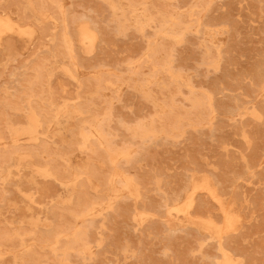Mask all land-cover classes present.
<instances>
[{"label":"rangeland","instance_id":"rangeland-1","mask_svg":"<svg viewBox=\"0 0 264 264\" xmlns=\"http://www.w3.org/2000/svg\"><path fill=\"white\" fill-rule=\"evenodd\" d=\"M139 1L0 0V116L3 118L0 120V130L3 132L0 131V239L4 237L0 240V244H3L0 245V264H264V0H179V6L173 4L178 0H171V5L170 0ZM134 2H138L137 5ZM204 4L205 9L201 7ZM150 19L154 23L151 24ZM158 19L164 20L162 25ZM166 20L169 23L166 24ZM125 23L140 29L124 27ZM171 27L176 29L172 30ZM124 31H127L125 36ZM179 31L182 34L180 37ZM152 34H155L153 39ZM165 38L170 43H165ZM173 39H177L178 45ZM161 45L165 49L157 48ZM60 46L64 50H60ZM152 59H155L154 63ZM202 61H205L204 64ZM158 68H161L160 72ZM167 68L170 70L167 71ZM32 73L35 77H32ZM30 77L34 79L31 81ZM189 93H192L191 96ZM84 102L88 103V108ZM97 104L100 108H97ZM5 105H8L7 108ZM11 105L16 109L12 110ZM42 122L47 125L45 128ZM102 122L103 125L108 122L106 127L101 126ZM149 126L152 132L146 129ZM86 127L89 131H86ZM145 129L151 133L147 134ZM71 133L75 134L72 136ZM150 137L155 138L151 140ZM93 140L92 145L90 141ZM45 144L49 148L45 149ZM26 145L30 146L29 150H26ZM40 146L47 151L38 149ZM3 154L7 158L2 157ZM101 155L107 156L109 161ZM56 163L59 164L58 169H55ZM120 164L127 169L122 171ZM93 169L103 175L95 173ZM8 184L12 189L6 187ZM24 184H28V187H24ZM31 189L35 191H29ZM7 195L11 202L7 200ZM60 207L62 209H58ZM67 208L70 210L67 211ZM24 211L27 216H22ZM82 239L87 240L83 242ZM44 241L45 244L42 243ZM53 255L55 258L52 260Z\"/></svg>","mask_w":264,"mask_h":264},{"label":"bare ground","instance_id":"bare-ground-1","mask_svg":"<svg viewBox=\"0 0 264 264\" xmlns=\"http://www.w3.org/2000/svg\"><path fill=\"white\" fill-rule=\"evenodd\" d=\"M91 1H92V0H91ZM97 1H98V0H96V2H97ZM106 1H107V0H106ZM113 1H114V0H113ZM137 1H139V0H137ZM155 1H157V0H155ZM158 1H159V0H158ZM165 1H166V0H165ZM168 1H169V0H168ZM168 1H167V2H168ZM173 1H174V0H173ZM173 1H172V2H173ZM101 2H102V1H101ZM116 2H117V0H116ZM116 2H114V4H117ZM139 2H141V0H140ZM160 2H161V1H160ZM169 2H170V5H171V0H170ZM169 2H168V5H169ZM178 2H179V0H178L177 2H174L173 4H175V3L178 4ZM202 2H204V1L202 0ZM205 2H206V1H205ZM134 3H136V2H134ZM137 3H138V2H137ZM137 3H136V5H137ZM142 3H143V2H142ZM144 3H145V2H144ZM165 3H166V2H165ZM101 4H104V3H101ZM129 4H130V3H129ZM132 4H133V3H132ZM152 4H153V3H152ZM157 4H158V3H157ZM157 4H156V6H157ZM173 4H172V5H173ZM197 4H198V3H197ZM104 5H105V4H104ZM104 5L102 6L103 8L105 7ZM136 5H135V6H136ZM139 5H140V4H139ZM168 5H167V6H168ZM170 5H169V6H170ZM99 6H100V5H99ZM116 6H117V5H116ZM141 6H142V5H141ZM143 6H144V4H143ZM154 6H155V4H154ZM169 6H168V8H169ZM177 6H179V4H178ZM195 6L197 7L196 4H195ZM200 6H201V5H200ZM107 7H108V9L110 8L109 5H108ZM107 7H106V9H107ZM138 7H139V6H138ZM147 7H148V6H147ZM158 7H160V4L158 5ZM158 7H157V8H158ZM165 7H166V6H165ZM175 7H176V6H175ZM180 7H181V6H180ZM201 7L204 8V7H205V4H204V6H201ZM100 8H101V6H100ZM131 8H132V6H131ZM134 8H135V7H134ZM162 8H163V7L161 6V9H162ZM171 8H172V7H171ZM177 8H178V7H177ZM192 8H193V6H192ZM106 9H105V10H106ZM118 9H119V6H118ZM152 9H153V8H152ZM158 9H159V8H158ZM169 9H170V8H169ZM172 9H173V8H172ZM174 9H175V8H174ZM180 9H181V8H180ZM204 9H205V8H204ZM56 10H57V9H56ZM101 10H102V9H101ZM103 10H104V9H103ZM105 10H104V11H105ZM129 10H130V9H129ZM150 10H151V9H150ZM170 10H171V9H170ZM176 10H177V9H176ZM200 10H201V9H200ZM207 10H208V9H207ZM42 11H44V10H42ZM57 11H58V10H57ZM57 11L53 13L54 16H56L55 13H57ZM119 11H120V9H119ZM155 11H156V10H155ZM158 11H159V10H158ZM160 11H161V10H160ZM162 11H163V10H162ZM178 11H179V10H178ZM202 11H203V10H202ZM105 12H106V11H105ZM117 12H118V11H117ZM124 12H125V11H124ZM148 12H150V11H148ZM188 12H189V11H188ZM194 12H195V11H194ZM196 12H197V11H196ZM126 13H127V12H126ZM130 13H132V12H130ZM152 13H154V12H152ZM155 13H156V12H155ZM155 13H154V14H155ZM176 13H177V11H176ZM154 14H153V15H154ZM166 14H167V13H166ZM169 14H170V13H169ZM191 14H192V13H191ZM43 15H44V14H43ZM57 15H58V14H57ZM60 15H61V14H60ZM60 15H59V16H60ZM109 15H111V14H109ZM122 15H123V14H122ZM126 15H127V14H126ZM126 15H125V16H126ZM160 15H161V14H160ZM160 15H159V16H160ZM167 15H168V14H167ZM176 15H177V14H176ZM180 15L182 16V14H180ZM196 15H197V14H196ZM111 16H112V15H111ZM111 16H110V18H112ZM154 16H155V15H154ZM159 16H158V17H159ZM165 16H166V15H165ZM169 16H170V15H169ZM172 16H173V13H172ZM192 16H193V15H192ZM45 17H47V16H45ZM126 17H130V16H126ZM151 17H152V16H151ZM167 17H168V16H167ZM167 17H166V18H167ZM187 17H188V15H187ZM193 17H194V16H193ZM55 18H56V17H55ZM58 18H59V17H58ZM60 18H61V17H60ZM60 18H59V19H60ZM67 18H68V17H67ZM108 18H109V17H108ZM152 18H153V17H152ZM173 18H174V17H173ZM182 18H183V17H182ZM182 18H181V19H182ZM62 19H63V18H62ZM68 19H69V18H68ZM115 19H116V18H115ZM115 19H114V20H115ZM121 19H122V18H121ZM146 19H147V18H146ZM146 19H145V20H146ZM156 19H157V17H156ZM164 19H165V17H164ZM196 19H197V18H196ZM196 19H195V20H196ZM50 20H51V19H50ZM52 20H53V19H52ZM56 20H57V19H56ZM119 20H120V18H119ZM122 20L124 21V19H122ZM127 20H128V19H127ZM127 20H126V21H127ZM130 20H131V18H130ZM135 20H136V19H135ZM148 20H149V19H148ZM153 20H154V18H153ZM153 20L150 19L151 24L154 23V22H152ZM186 20H187V18H186ZM25 21H26V20H25ZM45 21H46V20H45ZM53 21H54V20H53ZM61 21H63V20H61ZM67 21H68V20H67ZM110 21H111V20H110ZM110 21H109L108 23H111ZM112 21H113V20H112ZM126 21H125V22H126ZM146 21H147V20H146ZM158 21H159V19H158ZM160 21H161V20H160ZM160 21H159V22H160ZM163 21H164V20H162L159 24H161ZM178 21H179V20H178ZM23 22H24V21H23ZM54 22H55V21H54ZM58 22L60 23V21H58ZM68 22H70V20H69ZM71 22H73V21H71ZM74 22H75V21H74ZM136 22H137V21H135V23H136ZM142 22H145V21H142ZM166 22H167V20L165 21V23H166ZM179 22H180V21H179ZM196 22H197V21H196ZM25 23H26V22H25ZM28 23H29V22H28ZM30 23H31V22H30ZM30 23H29V24H30ZM119 23L121 24V22H119ZM119 23H118V25H119ZM128 23H129V20H128ZM130 23H131V22H130ZM146 23H148V22H146ZM155 23H157V22H155ZM165 23H164V24H165ZM167 23H169V20H168ZM167 23H166V24H167ZM181 23L183 24V22H181ZM32 24H33V22H32ZM61 24H62V23H61ZM61 24H60V25H61ZM72 24H73V23H72ZM83 24H84V23H83ZM85 24H86V23H85ZM85 24H84V25H85ZM113 24H114L115 27H116L115 22H114ZM113 24H112V25H113ZM140 24H141V22H140ZM159 24H158V26L160 27L162 24H161V25H159ZM164 24H163V25H164ZM166 24H165V25H166ZM184 24H186V23H184ZM196 24H197V23H196ZM201 24H202V23H201ZM33 25H36V24H33ZM50 25H51V24H50ZM81 25H82V24H81ZM88 25H89V24H88ZM125 25H126V23H125ZM138 25H139V24H138ZM146 25H147V24H146ZM148 25H149V23H148ZM168 25H169V24H168ZM168 25H167V26H168ZM173 25H174V24H173ZM173 25H172V26H173ZM176 25H179V24L176 23ZM176 25H175V27H176ZM180 25H181V24H180ZM47 26H48V24H47ZM47 26H44V27H47ZM62 26H63V25H62ZM70 26H71V25H70ZM91 26H92V25H91ZM127 26L130 27V25H126V26H124V27H127ZM132 26H133V25H132ZM132 26H131V27H132ZM141 26H142V25H141ZM155 26H156V25H155ZM167 26H165V29H167V28H166ZM36 27H37V25H36ZM42 27H43V26H42ZM42 27H41V28H42ZM48 27H49V26H48ZM119 27H120V28H118V27H117V28H118L119 30H121V25H119ZM129 27H128V28H129ZM131 27H130V28H131ZM136 27H137V26H135V27L133 26L132 28H136ZM146 27H147V26H146ZM149 27H151V25H150ZM156 27H157V26H156ZM156 27H155V28H156ZM159 27H158V28H159ZM163 27H164V26H163ZM180 27H181V26H180ZM201 27H202V25H201ZM41 28H40V29H41ZM60 28H61V27H60ZM88 28H89V27H88ZM90 28H91V27H90ZM122 28H123V26H122ZM130 28H129V29H130ZM137 28H138V27H137ZM144 28H145V26H144ZM161 28H162V27H161ZM161 28H159V29H161ZM187 28H188V26H187ZM42 29H43V28H42ZM46 29H50V28H46ZM46 29H45V30H46ZM92 29H93V28H92ZM112 29H116V28L113 27ZM112 29H110V30L112 31ZM123 29H124V28H123ZM126 29H127V28H126ZM126 29H125V30H126ZM138 29H140V28H138ZM145 29H146V28H145ZM145 29H144V32H145ZM153 29H154V28H153ZM162 29H164V28H162ZM170 29H172V27H171ZM173 29H174V28H173ZM173 29H172V30H173ZM175 29H176V28H175ZM175 29H174V30H175ZM184 29H186V28L184 27ZM16 30H17V28H16ZM63 30H64V29H63ZM69 30H70V29H69ZM74 30H75V29H74ZM89 30H90V29H89ZM95 30H96V29H95ZM108 30H109V28H108ZM119 30H118V31H119ZM154 30L156 31V29H154ZM157 30H158V29H157ZM181 30H183V29L181 28ZM41 31H43V30H41ZM46 31H47V30H46ZM78 31H79V30H78ZM91 31H92V30H91ZM136 31H137V29H136ZM155 31H152V32H155ZM162 31H163V30H162ZM169 31H171V30H169ZM169 31H168V32H169ZM184 31H185V30H184ZM43 32H44V31H43ZM69 32H70V31H69ZM74 32H75V31H74ZM104 32H105V31H104ZM113 32H114V31H113ZM138 32H139V30H138ZM158 32H159V31H158ZM179 32H180V31H179ZM182 32H183V31H182ZM40 33H41V32H40ZM48 33H49V31H48ZM107 33H108V32H107ZM114 33H117V32H114ZM119 33H121V32H119ZM122 33H123V32H122ZM172 33H173V31H172ZM57 34H58V33H57ZM61 34H62V33H61ZM75 34H76V32H75ZM104 34L107 35L106 33H104ZM109 34H110V32H109ZM109 34H108L107 36H109ZM124 34H127V31H126V33H125V31H124L123 35H124ZM167 34H168V33H167ZM169 34H170V32H169ZM169 34H168V35H169ZM175 34H178V32L175 33ZM11 35H12V34H11ZM59 35H60V34H59ZM72 35H73V34H72ZM121 35H122V34H121ZM143 35H144V34H143ZM154 35H155V34H152V35H151L152 38H151V37H150V38L153 39V36H154ZM170 35H171V34H170ZM179 35H182L181 32H180V34H178V37H180ZM45 36H46V34H45ZM64 36L66 37L65 34H64ZM75 36H76V35H75ZM110 36H111V35H110ZM110 36H109V37H110ZM113 36H115V34H114ZM124 36H125V35H124ZM144 36H145V35H144ZM171 36H172V35H171ZM173 36H174V35H173ZM175 36H176V35H175ZM47 37H48V36H47ZM71 37H72V36H71ZM111 37H112V36H111ZM117 37H118V36H117ZM183 37H184V36H183ZM44 38H45V37H44ZM57 38H58V37H56V39H57ZM61 38H62V37H61ZM61 38H60V40H61ZM73 38H74V37H73ZM112 38H115V37H112ZM150 38L148 37V39H150ZM167 38H168V37H167ZM167 38H165V40H166ZM184 38H185V37H184ZM95 39H96V38H95ZM168 40H170V38H169ZM173 40H174V39H173ZM176 40H177V39H175L174 42H175ZM181 40H183V38H182ZM58 41H59V40H58ZM61 41H62V40H61ZM147 41H148V40H147ZM162 41H163V39H162ZM162 41H161V43H162ZM80 42H81V41H80ZM148 42H149V41H148ZM154 42H155V41H154ZM154 42H153V43H154ZM159 42H160V41H159ZM166 42H169V41L166 40L165 43H166ZM171 42H172V39H171ZM205 42H206V41H205ZM57 43H58V42H57ZM94 43H95V42H94ZM108 43H109V41H108ZM169 43H170V42H169ZM172 43H173V42H172ZM175 43L178 45L177 41H176ZM175 43H174V44H175ZM8 44H9V43H7L6 45H8ZM61 44H62V43H61ZM111 44H112V43H111ZM162 44H163V43H162ZM167 44H168V43H167ZM204 44H205V43H204ZM58 45H59V44H57V46H58ZM85 45H86V44H85ZM153 45H154V44H153ZM159 45H160V44H159ZM159 45H157V46H159ZM168 45H169V44H168ZM8 46H9V45H8ZM54 46H55V48H57V49H58V47H59V46L56 47V45H54ZM63 46H67V45L63 44ZM76 46H77V45H75V47H76ZM94 46H95V44H94ZM161 46H162V45H161ZM170 46H171V45H170ZM170 46H168V47H170ZM172 46H175V45H172ZM209 46H210V45H209ZM209 46H208V47H209ZM1 47H2V46H1ZM1 47H0V48H1ZM10 47H11V46H10ZM10 47H9V48H10ZM51 47H52V46H51ZM60 47L62 48V46H60ZM147 47H148V46H147ZM151 47H152V46H151ZM211 47H213V46H211ZM12 48H13V46L11 47V49H12ZM85 48H86V47H85ZM157 48H158V49L161 48L160 50L165 49V48H163V46H162V47H157ZM6 49H7V48H6ZM52 49H53V48H52ZM57 49H56V50H57ZM106 49H107V48H106ZM205 49H208V48H205ZM56 50H55V51H56ZM60 50H64V48H62V49H60ZM65 50H66V49H65ZM85 50H86V49H85ZM170 50H171V48H170ZM2 51H3V49H2ZM69 51H70V49H69ZM75 51H76V50H75ZM78 51H79V50H78ZM80 51H81V49H80ZM158 51H159V50H158ZM163 51H165V50H163ZM209 51H210V50H209ZM209 51H208V52H209ZM53 52H54V50H53ZM58 52H60V51H58ZM64 52H65V51H64ZM159 52H160V51H159ZM161 52H162V51H161ZM210 52H211V51H210ZM56 53H57V52H56ZM61 53H62V52H61ZM66 53H67V52H66ZM156 53H157V52H156ZM163 53H164V52H163ZM45 54H48V53H45ZM76 54H77V52H76ZM86 54H87V53H86ZM171 54H172V53H171ZM209 54H211V53H209ZM49 55H50V54H49ZM58 55H60V54H58ZM67 55H68V54H67ZM105 55H106V54H105ZM150 55H151V54H150ZM150 55H149V56H150ZM168 55H169V54H168ZM205 55H206V57H207L208 54L205 53ZM61 56H62V55H61ZM77 56H78V55H77ZM80 56H81V54L79 55V57H80ZM154 56L156 57V54H154ZM220 56H221V55H220ZM58 57H59V56H58ZM63 57H64V56H63ZM150 57H152V56H150ZM168 57H169V56H168ZM206 57H205V58H206ZM221 57H222V56H221ZM44 58H45V57H44ZM46 58H48V57H46ZM56 58H57V57H56ZM172 58H173V57H172ZM172 58H171V59H172ZM42 59H43V58H42ZM50 59H51V57H50ZM57 59H58V58H57ZM66 59H67V58H66ZM66 59H64V60H66ZM82 59H83V57H82ZM206 59L208 60L209 58H206ZM206 59H205V60H206ZM67 60H68V59H67ZM72 60H73V59H72ZM77 60H78V59H77ZM79 60H80V59H79ZM86 60H87V59H86ZM86 60H85V61H86ZM98 60H99V59H98ZM152 60H153V59H152ZM154 60H155V59H154ZM154 60H153V63H154ZM160 60H161V59H160ZM168 60H169V59H168ZM172 60H173V59H172ZM43 61H44V60H43ZM58 61H59V60H58ZM88 61H89V60H88ZM99 61H100V60H99ZM99 61H98V63H99ZM101 61H102V59H101ZM161 61H162V60H161ZM161 61H159V62L161 63ZM163 61H164V60H163ZM163 61H162V62H163ZM210 61H211V60H210ZM210 61H209V62H210ZM44 62H45V61H44ZM53 62H54V61H53ZM62 62H63V61H62ZM65 62H66V61H65ZM77 62H78V61H77ZM80 62L83 63V61H80ZM96 62H97V60H96ZM147 62H148V61H147ZM147 62H146V63H147ZM203 62H205V61H202V63H203ZM206 62H207V61H206ZM209 62H208V64H209ZM59 63H61V61H60ZM66 63H67V62H66ZM66 63H65V64H66ZM86 63H87V62H86ZM153 63H151V64H153ZM156 63H158V62H156ZM163 63H164V62H163ZM42 64H43V62H42ZM61 64H62V63H61ZM87 64H88V63H87ZM90 64H91V62H90ZM94 64H95V63H94ZM94 64H93V66H94ZM100 64H101V62H100ZM165 64H166V63H165ZM203 64H204V63H203ZM206 64H207V63H206ZM259 64H260V63H259ZM259 64H258V66H259ZM66 65L68 66V64H66ZM78 65H80V64H78ZM88 65H89V64H88ZM88 65H87V66H88ZM103 65H104V63H103ZM103 65H102V66H103ZM149 65H150V64H149ZM160 65H161V64H160ZM166 65H167V64H166ZM169 65H170V63H169ZM210 65H211V64H210ZM261 65H262V64H261ZM261 65H260V66H261ZM43 66H44V65H43ZM91 66H92V65H91ZM91 66H90V67H91ZM97 66H98V65H97ZM153 66H154V65H153ZM156 66H157V65H156ZM158 66H159V65H158ZM170 66L172 67V64H171ZM262 66H263V65H262ZM82 67H84V65H83ZM94 67H95V66H94ZM104 67H105V65H104ZM255 67H256V66H255ZM40 68H42V67H40ZM44 68H45V67H44ZM97 68H98V67H97ZM36 69H37L36 71L38 72V68H36ZM70 69H71V67H70ZM150 69H151V68H150ZM152 69H153V68H152ZM158 69H159V68H158ZM160 69H161V68H160ZM160 69H159V72L161 71ZM164 69H166V68L164 67ZM259 69H260V67H259ZM34 70H35V69H34ZM74 70H75V72H76V69H73V72H74ZM168 70H170V69L167 68V71H168ZM263 70H264V69H263ZM43 71H44V69H43ZM71 71H72V70H71ZM254 71H255V68H254ZM254 71H253V73H254ZM259 71H260V70H259ZM261 71H262V69H261ZM152 72H153V71H152ZM255 72H257V70H256ZM33 73H34V72H33ZM33 73H32V77H35V76L33 75ZM138 73H139V72H138ZM163 73H164V72H163ZM172 73H174V72H172ZM42 74H43V73H42ZM102 74L104 75V73H102ZM155 74H158V72L155 73ZM174 74H175V73H174ZM254 74H255V73H254ZM256 74H257V73H256ZM261 74H262V73H261ZM43 75H44V74H43ZM75 75H77V74H75ZM103 75L101 76V77H102V81H104V80H103V78H104ZM106 75H107V74H106ZM159 75H160V74H159ZM258 75H259V73H258ZM112 76H113V75H112ZM112 76H111V77H112ZM167 76H168V75H167ZM253 76H254V75H253ZM259 76H261V75H259ZM39 77H40V75H39ZM42 77H43V76H42ZM115 77H116V76H115ZM115 77H114V78H115ZM151 77H152V76H151ZM156 77H157V75H156ZM156 77H155V78H156ZM169 77H170V76H169ZM112 78H113V77H112ZM117 78H119V77H117ZM171 78H172V77H171ZM254 78H255V77H254ZM33 79H34V78H32V80H33ZM40 79H41V78H40ZM107 79H108V78H107ZM110 79H111V78H110ZM115 79H116V78H115ZM152 79H153V78H152ZM255 79H256V78H255ZM257 79L260 80L258 77H257ZM30 80H31V77H30ZM32 80H31V81H32ZM123 80H124V79H123ZM258 80H257V81H258ZM27 81H28V80H27ZM27 81H26V82H27ZM31 81H29V82H31ZM93 81H94V80H93ZM102 81H101V82H102ZM109 81H110V80H109ZM115 81H116V80H115ZM161 81H162V80H161ZM172 81H173V80H172ZM175 81H176V79H175ZM175 81L173 82V84L175 83ZM177 81H178V79H177ZM42 82H43V81H42ZM101 82H100V84H101ZM111 82H112V81H111ZM116 82H117V81H116ZM116 82H115V84H116ZM119 82H121V81H119ZM170 82H171V79H170ZM32 83H33V82H32ZM91 83H93V82H91ZM95 83H98V82H95ZM102 83H104V82H102ZM113 83H114V82H113ZM121 83H122V82H121ZM157 83H158V82H157ZM157 83H156V85H157ZM166 83H167V82H166ZM178 83H180V82H178ZM39 84H40V83H39ZM93 84H94V83H93ZM159 84H160V83H159ZM159 84H158V85H159ZM33 85H34V84H33ZM35 85H36V84H35ZM37 85H38V84H37ZM41 85H43V84H41ZM101 85H102V84H101ZM101 85H100V86H101ZM103 85H104V84H103ZM167 85H168V84H166V86H167ZM170 85H171V84H170ZM170 85H169V86H170ZM28 86H29V85H28ZM31 86H32V84H31ZM39 86H40V85H39ZM92 86L94 87L95 84L92 85ZM141 86H142V85H141ZM160 86H161V85H160ZM174 86H175V84H174ZM34 87H35V86H34ZM46 87H47V86H46ZM95 87H96V86H95ZM102 87H103V86H102ZM175 87H176V86H175ZM29 88H30V87H29ZM90 88H91V87H90ZM90 88H89V89H90ZM160 88H161V87H160ZM178 88H181V86L178 87ZM32 89H34V88H32ZM109 89H110V88H109ZM28 90H29V89H28ZM92 90H93V89H91V91H92ZM94 90H95V89H94ZM111 90H112V89H111ZM165 90H166V89H165ZM179 90H180V89H179ZM179 90H178V91H179ZM22 91H23V90H22ZM29 91H30V90H29ZM47 91H48V89H47ZM101 91H102V90H101ZM104 91H105V90H104ZM114 91H115V90H113L112 92H114ZM148 91H149V90H148ZM178 91H177V92H178ZM53 92H54V91H53ZM171 92H172V91H171ZM171 92H170V93H171ZM180 92H181V91H180ZM23 93H24V92H23ZM29 93H30V92H29ZM34 93H35V92H34ZM192 93H193V92H192ZM192 93H191V94H192ZM24 94H26V92H25ZM27 94H28V92H27ZM35 94H36V93H35ZM92 94H93V92H92ZM95 94H96V93H95ZM150 94H151V93H149V95H150ZM168 94H169V93H168ZM176 94H178V96H179V92L176 93ZM176 94H175V95H176ZM181 94H182V93H181ZM191 94L189 93L190 96H191ZM29 95H30V94H29ZM29 95H28V96H29ZM49 95H50V93H49ZM14 96H15V95H14ZM16 96H17V95H16ZM19 96H20V95H19ZM28 96H27V97H28ZM37 96H38V95H37ZM47 96H48V92H47ZM90 96H91V95H90ZM146 96H147V95H146ZM176 96H177V95H176ZM40 97H41V96H40ZM79 97H80V96H79ZM91 97H92V96H91ZM91 97H89V98H90L89 100H92ZM151 97H153V96H151ZM174 97H175V96H174ZM195 97H198V96H195ZM24 98H25V97H24ZM24 98H23V99H24ZM31 98H32V95H31ZM33 98H34V97H33ZM49 98H51V97H49ZM149 98H150V97H149ZM153 98H154V97H153ZM163 98H165V96H164ZM166 98H167V97H166ZM192 98H193V97H192ZM41 99H42V97H41ZM44 99H45V98H44ZM144 99H145V98H144ZM155 99H156V98H154V100H155ZM157 99H158V98H157ZM170 99H172V98H170ZM173 99H174V98H173ZM189 99L191 100V98H189ZM214 99H215V98H214ZM20 100H21V98H20ZM50 100H51V99H50ZM93 100H94V97H93ZM149 100H150V99H149ZM160 100H161V98H160ZM167 100H168V99H167ZM194 100H195V99H194ZM196 100H197V99H196ZM204 100H205V99H204ZM18 101H19V100H18ZM18 101H17V102H18ZM45 101H46V100H45ZM86 101H87V99H86ZM95 101H97V100H95ZM98 101H100V100L98 99ZM101 101H102V100H101ZM145 101H146V100H145ZM161 101H162V100H161ZM161 101H160V102H161ZM164 101L166 102L165 99H164ZM164 101H163V102H164ZM168 101H170V100H168ZM11 102H12V101H11ZM11 102H10V103H11ZM19 102H20V101H19ZM37 102H38V101H37ZM47 102H49V99H48ZM87 102H89V101H87ZM87 102H84V104H86ZM92 102H93V101H92ZM149 102H150V101H149ZM190 102H192V101H190ZM190 102H189V103H190ZM200 102H201V101H200ZM200 102H199V103H200ZM13 103H14V101H13ZM82 103H83V102H82ZM151 103H152V102H151ZM173 103H174V100H173ZM194 103H195V102H194ZM206 103H207V102H206ZM212 103H213V102H212ZM7 104H9V103H7ZM15 104H16V103H15ZM17 104H19V103H17ZM39 104H40V103H39ZM78 104H81V103L78 102ZM84 104H82V105H84ZM89 104L92 105V103H89ZM95 104H96V103H95ZM101 104H102V103H101ZM153 104H154V103H153ZM165 104H166V103H165ZM204 104H205V103H204ZM9 105H10V104H9ZM86 105H87V108H88V103H87ZM91 105H90V106H91ZM97 105H98V104H97ZM167 105H169V104L167 103ZM176 105H177V104H176ZM5 106H6V105H5ZM7 106H8V105H7ZM7 106H6V108H7ZM19 106H20V105H19ZM37 106H38V105H37ZM78 106H79V105H78ZM202 106H203V105H202ZM211 106H212V104H211ZM12 108H13V106L11 105V109H12ZM14 108H15V106H14ZM14 108H13V109H14ZM32 108H34V106H32ZM41 108H43L42 105H41ZM41 108H40V109H41ZM80 108H82V106H80ZM84 108H86V106H84ZM95 108H96V105H95ZM97 108H100V105H98ZM107 108H108V107H107ZM156 108H157V106H156ZM170 108H171V106H170ZM182 108H183V107H182ZM191 108H192V106H191ZM213 108H214V106H213ZM213 108H212V109H213ZM13 109H12V110H13ZM15 109H16V108H15ZM17 109H18V106H17ZM36 109H37V108H36ZM50 109H51V108H50ZM78 109H79V108H78ZM90 109H91V108H90ZM157 109H160V108H157ZM178 109H180V106H179ZM178 109H177V110H178ZM199 109H200V106H199ZM33 110H34V109H33ZM42 110H43V109H42ZM45 110H47V109H45ZM72 110H74V109H72ZM84 110H85V109H84ZM88 110H89V109H88ZM94 110H95V109H94ZM193 110H195V108H194ZM214 110H215V109H214ZM15 111H16V110H15ZM15 111H14V112H15ZM18 111H19V110H17V112H18ZM28 111H29V110H28ZM35 111H37V110H35ZM38 111H39V110H38ZM43 111H44V110H43ZM85 111H86V110H85ZM89 111H90V110H89ZM89 111H87V112H89ZM156 111H157V110H156ZM173 111H175V110H173ZM181 111H182V110H181ZM181 111H180V112H181ZM196 111H198V110L196 109ZM196 111H195V113H196ZM205 111H206V110H205ZM92 112H94V111H92ZM97 112H98V111H97ZM176 112H177V111H176ZM176 112H175V114H177ZM178 112H179V111H178ZM37 113H38V112H37ZM41 113H42V111H41ZM41 113H40V114H41ZM45 113H46V112H45ZM50 113H51V112H50ZM85 113H86V112H85ZM90 113H91V112H90ZM98 113H99V112H98ZM168 113H169V112H168ZM170 113H171V111H170ZM181 113H183V112H181ZM200 113H201V112H200ZM207 113H208V112H207ZM40 114H39V117H41ZM47 114H48V111H47ZM156 114H157V113H156ZM175 114H171V115H175ZM191 114H193V113H191ZM96 115H97V114H96ZM100 115H101V114H100ZM100 115L98 114V116H100ZM167 115H169V114H167ZM167 115H166V116H167ZM181 115H182V114H181ZM186 115H187V114H186ZM205 115H206V114H205ZM81 116H82V115H81ZM91 116H92V115H91ZM91 116H90V117H91ZM164 116H165V115H164ZM195 116H196V115H195ZM0 117H1V116H0ZM37 117H38V116H37ZM42 117H43V114H42ZM50 117H51V116H50ZM90 117H89V118H90ZM92 117H93V116H92ZM94 117H96L95 114H94ZM157 117H158V116H157ZM174 117L176 118V116H174ZM180 117L183 118V116H180ZM206 117H207V115H206ZM45 118L47 119V117H45ZM45 118H44V119H45ZM51 118H52V117H51ZM53 118H54V116H53ZM177 118H178V116H177ZM184 118H185V117H184ZM1 119H3V118L1 117L0 120H1ZM31 119H32V118H31ZM41 119H42V118H41ZM87 119H88V117H87ZM93 119H94V118H93ZM98 119H99V118H98ZM159 119H161V117H160ZM167 119H169V118H167ZM185 119H187V118H185ZM188 119H190V118H188ZM188 119H187V120H188ZM196 119H197V118H196ZM29 120H30V119H29ZM49 120H50V118H49ZM51 120H52V119H51ZM82 120H83V119H82ZM82 120H81V121H82ZM151 120H152V119H151ZM163 120H164V117H163ZM171 120H172V119H171ZM191 120H192V119H191ZM42 121H43V120H42ZM46 121H47V120H46ZM88 121H89V120H88ZM92 121H93V120H92ZM101 121H102V120H101ZM155 121H156V120H155ZM173 121H174V120H173ZM185 121H186V120H185ZM193 121H195V120H193ZM193 121H191V122H193ZM200 121H201V120H200ZM202 121H203V118H202ZM0 122H1V121H0ZM30 122H31V121H30ZM40 122H41V121H40ZM44 122H45V121H44ZM77 122H78V124H82V122H81V123H80L79 121H77ZM85 122L88 123L87 121H85ZM93 122H94V121H93ZM148 122H149V121H148ZM161 122H162V121H161ZM176 122H177V120H176ZM203 122H204V121H203ZM5 123H6V122H5ZM105 123H106V122H105ZM105 123H104V124H105ZM107 123H108V122H107ZM107 123H106V124H107ZM153 123H154V126H155L154 119H153L152 124H153ZM157 123L159 124L160 121H158ZM163 123H164V122H163ZM166 123H167V122H166ZM166 123H165V124H166ZM171 123H172V122H171ZM196 123H197V122H196ZM199 123H200V122H199ZM17 124H19V123H17ZM42 124H43V122H42ZM49 124H50V123H48V125H49ZM106 124H105V125H106ZM147 124H148V123H147ZM167 124L169 125V123H167ZM174 124H175V121H174ZM176 124H177V123H176ZM176 124H175V125H176ZM200 124H201V123H200ZM208 124H209V123H208ZM5 125H6V124H5ZM15 125H16V124H15ZM21 125H22V124H21ZM44 125H45V124H43V127L45 128L47 125H45V126H44ZM76 125H77V124H76ZM99 125H100V124H99ZM102 125H103V122H102L101 126H102ZM105 125H103V126H105ZM143 125H144V124H143ZM143 125H141V126H143ZM145 125H146V124H145ZM148 125H149V124H148ZM172 125H173V123H172ZM195 125H196V124H195ZM198 125H199V124H198ZM8 126H9V125H8ZM16 126H17V125H16ZM16 126H15V127H16ZM25 126H26V125H25ZM77 126H79V125H77ZM96 126H97V125H96ZM103 126H102V127H103ZM141 126H140V129H141V130H144V129H143L144 126H143V128H141ZM154 126H153V127H154ZM158 126H159V128H161L160 125H158ZM162 126H164V125H162ZM173 126H174V125H173ZM173 126H172V127H173ZM181 126H182V125H181ZM193 126H194V125H193ZM6 127H7V126H6ZM90 127H91V126H90ZM105 127H106V126H105ZM107 127H108V126H107ZM145 127H146V126H145ZM156 127H157V126H156ZM156 127H155V128H156ZM86 128H87V127H86ZM97 128H98V127H97ZM108 128H109V127H108ZM157 128H158V127H157ZM159 128H158V129H159ZM163 128H166V127H163ZM163 128H162V129H163ZM175 128H176V127H175ZM180 128H181V127H179V129H180ZM182 128H183V127H182ZM0 129H1V128H0ZM4 129H5V128H4ZM4 129H3V130H4ZM98 129H99V128H98ZM100 129H101V127H100ZM146 129H149V130L151 131L150 126H149V128H146ZM146 129H145V130H146ZM166 129H168V126H167ZM170 129H171V126H170ZM173 129H174V128H173ZM176 129H177V128H176ZM1 130H2V129H1ZM1 130H0V131H1ZM42 130H43V129H42ZM44 130H45V129H44ZM77 130H79V129H77ZM84 130H85V128H84ZM91 130H92V129H91ZM101 130H102V129H101ZM104 130H106V129H104ZM108 130H109V129H108ZM136 130H137V131H140V132H143V131L139 130V128H136ZM171 130H172V129H171ZM183 130H184V129H183ZM86 131H89V129L87 128ZM106 131H107V130H106ZM146 131H147V130H146ZM165 131H166V130H165ZM180 131H182V129H181ZM6 132H7V131H6ZM78 132H79V131H78ZM84 132H85V131H84ZM151 132H152V131H151ZM151 132H149V133H151ZM153 132H154V130H153ZM156 132H157V131H156ZM162 132H163V130L161 131V133H162ZM172 132H173V131H172ZM172 132H171V133H172ZM175 132H176V131H175ZM1 133H3V132L1 131ZM44 133H46V131H45ZM75 133H77V131H76ZM75 133H74V134H75ZM88 133H90V132H88ZM149 133H148V131H147V134H149ZM158 133H159V131H158ZM164 133H165V132H164ZM164 133H163V134H164ZM166 133H169V131H167ZM171 133H170V134H171ZM5 134H6V133H5ZM5 134H4V135H5ZM7 134H8V133H7ZM39 134H40V132H39ZM71 134H72V133H71ZM74 134H72V136H73ZM78 134L80 135V132H79ZM85 134H87V133H85ZM170 134H169V135H170ZM1 135H2V134H1ZM79 135L77 136V134H76L75 136L79 137ZM160 135H161V134H159L158 136H160ZM171 135H172V134H171ZM180 135H181V134H180ZM107 136H108V134H107ZM142 136H143V135H142ZM1 137H4V136H1ZM8 137H9V136H8ZM8 137H7V138H8ZM77 137H76V138H77ZM109 137H110V136H109ZM7 138H6V140H7ZM133 138H134V137H133ZM135 138H136V137H135ZM150 138H151V137H150ZM150 138H149V139H150ZM153 138H155V137H153ZM153 138H151V140H152ZM30 139H32V138H30ZM147 139H148V138H147ZM165 139H168V137H166ZM6 140H5V141H6ZM39 140L42 141L41 138H40ZM74 140H75V138H74ZM78 140H80V139H77V141H78ZM151 140H149V141H151ZM33 141H35V139H34ZM43 141H44V140H43ZM80 141H81V140H80ZM149 141H148V142H149ZM155 141L158 143L157 139H156ZM44 142H45V141H44ZM73 142H74V141H73ZM78 142H79V141H78ZM78 142H77V143H78ZM81 142H83V141H81ZM81 142H80V144H81ZM84 142H85V141H84ZM92 142H94V140H93V141H90V143H92ZM110 142H111V141H110ZM141 142H143V141H141ZM47 143H48V142H47ZM47 143H46V144H47ZM75 143H76V142H75ZM112 143H113V141H112ZM114 143H115V142H114ZM114 143H113V144H114ZM151 143H152V142H151ZM151 143L149 142V144H151ZM46 144L44 145V146H45V147H44L45 149H46V148H49V147L46 146ZM70 144H71V143H70ZM73 144H74V143H73ZM80 144H79V145H80ZM86 144H87V143H86ZM94 144H95V143H94ZM144 144H146V143H144ZM144 144H143V145H144ZM152 144H154V142H153ZM49 145H50V144H49ZM57 145H58V144H57ZM92 145H93V143H92ZM107 145H108V144H107ZM26 146H27V145H26ZM28 146H29V145H28ZM28 146H27V149H26V150H29V149H28ZM31 146H32V145H31ZM72 146H73V145H72ZM72 146H71L70 148H72ZM74 146H76V145L74 144ZM97 146H98V144H97ZM110 146H111V145H110ZM113 146H114V145H113ZM23 147H25V146H23ZM29 147H30V146H29ZM36 147H38V146H36ZM51 147H52V146H51ZM68 147H69V146H68ZM86 147H87L88 149H90L88 146H86ZM114 147H115V146H114ZM114 147H112V148H114ZM14 148H18V147H14ZM32 148H33V146H32ZM42 148H43V147H42ZM52 148H53V147H52ZM52 148H51V149H52ZM102 148H103V147H102ZM106 148H108V147H106ZM129 148H130V147H129ZM11 149H13V148H11ZM23 149H24V148H23ZM38 149H41V146H40V148H38ZM51 149H50V150H51ZM63 149H64V148H63ZM0 150H1V149H0ZM2 150H4V149L2 148ZM14 150H15V149H14ZM18 150H19V149H18ZM20 150H21V149H20ZM20 150H19V151H20ZM35 150H36V149H35ZM41 150H42V149H41ZM50 150H49V151H50ZM55 150H56V149H55ZM61 150H62V149H61ZM66 150H67V149H66ZM75 150H76V149H75ZM78 150H79V149H78ZM97 150H98V149H97ZM109 150H110V149H109ZM112 150H113V149H112ZM115 150H116V149H115ZM130 150H131V149H130ZM12 151H13V150H11V152H12ZM37 151H38V150H37ZM42 151H45V152H46L47 150H42ZM49 151H48V152H49ZM52 151H53V150H52ZM52 151H51L50 153H53ZM5 152H6V151H5ZM7 152H8V151H7ZM7 152H6V153H7ZM25 152H26V151H25ZM35 152H36V151H35ZM58 152H59V150H58ZM63 152H64V151H63ZM66 152H67V151H65V153H66ZM70 152H71V151H70ZM97 152H100V151H97ZM101 152H104V151L101 150ZM0 153H1V152H0ZM9 153H10V151H9ZM17 153H18V151H17ZM19 153H21V152H19ZM33 153H34V152H33ZM33 153H32V154H33ZM37 153H38V152H37ZM37 153H36V154H37ZM39 153H40V152H39ZM67 153H68V152H67ZM67 153H66V154H67ZM88 153H89V152H88ZM28 154H30V153H28ZM34 154H35V153H34ZM41 154H42V153H41ZM44 154H45V153H44ZM46 154H47V153H46ZM54 154H55V153H54ZM54 154H53V155H54ZM58 154H59V153H58ZM83 154H84V153H83ZM103 154H104V153H103ZM3 155H4V154H3ZM3 155H2V157H5V155H4V156H3ZM7 155H8V154H7ZM39 155H40V154H39ZM48 155H49V154H48ZM50 155L52 156V154H50ZM61 155H62V154H61ZM63 155H64V154H63ZM98 155H99V153H98ZM14 156H15V155H14ZM67 156H68V154H67ZM70 156H71V155H70ZM86 156H87V155H86ZM96 156H97V155H96ZM101 156L105 157L104 155H101ZM101 156H99V157H101ZM0 157H1V156H0ZM40 157H41V156H40ZM63 157H64V156H63ZM92 157H94V156H92ZM106 157H107V156H106ZM106 157H105V160H107ZM133 157H134V156H133ZM5 158H7V156H6ZM5 158H3V159H5ZM32 158H33V157H32ZM36 158H37V157H36ZM41 158H42V157H41ZM47 158H49V157H47ZM57 158H58V157H57ZM86 158L88 159V157H86ZM94 158H95V157H94ZM134 158H135V157H134ZM134 158H132V159H134ZM3 159H2V160H3ZM8 159H9V158H8ZM13 159H14V158H13ZM33 159H34V158H33ZM49 159H50V158H49ZM90 159H91V158H90ZM90 159H89V160H90ZM98 159H99V158H98ZM102 159H104V158H102ZM96 160H97V159H96ZM100 160H101V159H100ZM100 160H99V161H100ZM135 160H136V158H135ZM135 160H133V161L135 162ZM4 161H5V160H4ZM7 161H8V160H7ZM12 161H13V160H12ZM12 161H11V159H10V163H12ZM39 161H41V160H39ZM39 161H38V162H39ZM90 161H91V160H90ZM107 161H109V160H107ZM41 162H42V161H41ZM58 162H60V161H58ZM97 162H98V161H97ZM100 162H101V161H100ZM123 162L125 163V161H123ZM130 162H131V160H130ZM134 162H133V163H134ZM43 163H44V162H43ZM47 163H50V162L47 161ZM61 163H63V162H61ZM67 163H68V162H67ZM106 163H107V162H106ZM27 164H28V163H27ZM27 164H26V165H27ZM56 164H57V163H56ZM63 164H64V163H63ZM103 164H104V162H103ZM121 164H122V163H121ZM121 164H120V165H121ZM127 164H128V163H127ZM127 164H126V165H127ZM5 165H6V164H5ZM10 165H11V164H10ZM40 165H41V163H40ZM45 165H46V163H45ZM49 165L51 166V164H49ZM52 165H54V164H52ZM58 165H59V164H57V168L55 167V169H58ZM90 165H92V164H90ZM104 165H105V164H104ZM130 165H131V164H130ZM34 166H35V165H34ZM41 166H42V165H41ZM54 166H56V165H54ZM54 166H53V167H54ZM64 166H65V165H64ZM105 166H106V165H105ZM121 166L123 167V168H122V171H123V169H127V168H125L124 165H121ZM3 167H4V166H3ZM51 167H52V166H51ZM95 167H96V166H95ZM112 167H113V166H112ZM115 167H117V165H116ZM119 167H120V166H119ZM4 168H6V167H4ZM90 168H91V167H90ZM92 168H93V167H92ZM106 168H107V167H106ZM109 168H111V165H110ZM247 168H248V167H247ZM0 169H1V168H0ZM51 169H53V168H51ZM65 169H66V168H65ZM75 169L77 170V168H75ZM94 169H96V168H94ZM94 169H93V170H94ZM249 169H250V168H249ZM61 170H62V169H61ZM91 170H92V169H91ZM97 170H99V169H97ZM106 170H107V169H106ZM119 170H121V169H119ZM21 171H22V170H21ZM52 171H53V170H52ZM56 171H57V170H55V172H56ZM59 171H60V170H59ZM63 171H64V169H63ZM95 171H96V170H94V172H95ZM126 171H127V170H126ZM50 172H51V171H50ZM89 172H90V171H89ZM91 172H92V171H91ZM91 172H90V173H91ZM96 172H97V171H96ZM96 172H95V173H96ZM98 172H99V171H98ZM98 172H97V173H98ZM109 172H110V171H109ZM2 173H4V172H2ZM52 173H53V172H52ZM56 173H57V172H56ZM68 173H69V172H68ZM80 173H81V172H80ZM99 173H100V172H99ZM103 173H104V171H103ZM105 173H106V172H105ZM105 173H104V175H105ZM123 173H124V172H123ZM0 174H1V173H0ZM15 174H16V173H15ZM54 174H55V173H54ZM58 174H60V172H59ZM100 174H102V173H100ZM17 175H18V174H17ZM24 175H25V173H24ZM26 175H27V173H26ZM61 175H63V174H61ZM66 175H67V174H66ZM66 175H65V176H66ZM81 175H82V174H81ZM102 175H103V174H102ZM0 176H1V175H0ZM13 176H14V175H13ZM53 176H54V175H53ZM63 176H64V175H63ZM88 176H89V175H88ZM106 176H107V174H106ZM70 177H71V176H70ZM28 178H29V177H28ZM61 178H62V177H60V179H61ZM65 178H66V177H65ZM92 178H96V177L93 176ZM100 178H101V176H100ZM103 178H104V177H103ZM103 178H102V179H103ZM105 178H106V177H105ZM13 179H14V178H13ZM13 179H12V180H13ZM102 179H101V180H102ZM1 180H2V179H1ZM61 180H62V179H61ZM65 180H66V179H65ZM67 180H68V177H67ZM69 180H70V178H69ZM69 180H68V181H69ZM106 180H107V179H106ZM106 180H105V181H106ZM25 181H26V180H25ZM25 181H23V182L25 183ZM62 181H63V180H62ZM83 181H84V180H83ZM97 181H98V179H97ZM11 182H13V181H11ZM23 182H22V183H23ZM48 182H49V181H48ZM80 182H82V181H80ZM107 182H108V181H107ZM120 182H121V181H120ZM134 182H135V181H134ZM18 183H19V182H18ZM38 183H39V182H38ZM44 183H45V182H43V184H44ZM49 183H50V182H49ZM49 183H48V184H49ZM51 183H52V182H51ZM82 183H83V182H82ZM121 183H122V182H121ZM16 184H17V182H16ZM41 184H42V183H41ZM83 184H84V183H83ZM99 184H100V183H99ZM103 184H104V182H103ZM136 184H137V182H136ZM53 185H55V184H53ZM86 185H87V184H86ZM122 185H123V183H122ZM138 185H139V184H138ZM2 186H3V185H2ZM8 186H9V188L12 189V187H10L9 184H8L6 187H8ZM13 186H14V185H13ZM26 186L28 187V184H26ZM26 186H25V184H24V187H26ZM46 186H47V185H46ZM78 186H79V185H78ZM84 186H85V184H84ZM101 186H102V184H101ZM107 186H108V184L105 185V187H107ZM15 187H16V186H15ZM41 187H42V185H41ZM53 187H54V186H53ZM56 187L58 188V185H57V184H56ZM56 187H55V188H56ZM80 187H82V186H80ZM117 187H118V186H117ZM120 187H121V184H120ZM29 188H31V187H29ZM77 188H78V187H77ZM84 188H85V187H84ZM86 188H87V187H86ZM20 189H21V187H20ZM88 189H89V188H88ZM142 189H144V187H142ZM196 189H197V188H196ZM205 189H206V188H205ZM0 190H1V188H0ZM4 190H6V189H4ZM4 190H2V191H4ZM32 190H34V189H31V190H29V191H32ZM59 190H60V188H59ZM79 190H80V188H79ZM102 190H103V189H102ZM208 190H209V189H208ZM208 190H207V191H208ZM27 191H28V190H27ZM34 191H35V190H34ZM47 191H49V190L47 189ZM47 191H46V192H47ZM50 191H51V190H50ZM56 191H57V190H56ZM103 191H104V190H103ZM141 191H142V190H141ZM193 191H195V190H193ZM207 191H205V192H207ZM210 191H211V190H210ZM4 192H5V191H4ZM4 192H3V193H4ZM32 192H33V191H32ZM39 192H40V189H39ZM51 192H52V191H51ZM60 192H61V190H60ZM104 192H105V191H104ZM15 193H16V192H15ZM57 193H59V192L57 191ZM65 193H66V192H65ZM140 193H141V192H140ZM207 193H208V192H207ZM44 194H45V192H44ZM55 194H56V193H55ZM59 194H60V193H59ZM85 194L88 195V193H85ZM209 194H210V193H209ZM2 195H3V194H2ZM10 195H11V194H10ZM15 195H17V194H15ZM27 195H28V194H27ZM33 195H34V194H33ZM38 195H40V194H38ZM47 195H50V194H47ZM47 195H46V196H47ZM57 195H58V194H57ZM79 195H80V194H79ZM81 195H82V194H81ZM92 195H93V194H92ZM7 196H8V195H7ZM12 196H13V195H12ZM46 196H45V197H46ZM53 196H54V195H51L50 197H53ZM89 196H90V195H89ZM141 196H144V195L142 194ZM211 196H213V195L211 194ZM3 197H6V196L3 195ZM3 197H2L1 199H3ZM14 197H15V196H14ZM45 197H44V198H45ZM50 197H49V199H50ZM80 197H81V196H80ZM83 197H84V196H83ZM83 197H82V198H83ZM87 197H88V196H87ZM99 197H100V196H99ZM102 197H103V196H102ZM102 197H101V198H102ZM17 198H18V197H17ZM37 198H38V197H37ZM39 198H40V197H39ZM53 198H55V197H53ZM75 198H76V197H75ZM88 198H89V197H88ZM91 198H92V197H91ZM91 198H90V199H91ZM103 198H104V197H103ZM103 198H102V199H103ZM10 199H11V197H10ZM19 199H20V198H19ZM84 199H86V198H84ZM93 199H94V198H93ZM96 199H97V198H96ZM176 199H177V198H176ZM4 200H5V199H4ZM7 200H9V196H8V199H7ZM7 200H6V201H7ZM12 200L15 201V199H14L13 197H12ZM17 200H18V199H17ZM22 200H23V199H22ZM35 200H36V199H35ZM39 200H40V199H39ZM39 200H38V201H39ZM74 200H75V199H74ZM98 200H99V199H98ZM98 200H96V201H98ZM173 200H174V199H173ZM213 200H214V199H213ZM0 201H1V200H0ZM9 201H10V200H9ZM75 201H76V200H75ZM86 201H87V200H86ZM94 201H95V200H94ZM100 201H101V199H100ZM103 201H104V200H103ZM105 201H106V200H105ZM105 201H104V202H105ZM175 201H176V200H175ZM178 201H179V200H178ZM188 201L190 202V200H188ZM188 201H187V202H188ZM2 202H3V201H2ZM2 202H1V203H2ZM10 202H11V201H10ZM12 202H13V201H12ZM15 202H16V201H15ZM45 202H46V201H45ZM82 202L84 203V200H83ZM87 202H89V201H87ZM101 202H102V201H101ZM169 202H171V200H170ZM216 202H217V201H216ZM218 202H219V201H218ZM218 202H217V203H218ZM21 203H22V202H21ZM38 203H39V202H38ZM42 203H44V202H42ZM49 203H50V202H49ZM75 203H76V202H75ZM75 203H74V204H75ZM171 203H172V202H171ZM205 203H206V202H205ZM3 204H5V203L3 202ZM15 204H16V203H15ZM24 204H25V203H24ZM81 204H82V203H81ZM81 204H80V206H82ZM85 204H86V202H85ZM87 204L89 205V203H87ZM90 204H91V203H90ZM202 204H203L204 206H206L204 203H202ZM39 205H40V204H39ZM77 205H78V203H77ZM171 205H172V204H170L169 206L171 207ZM187 205H189V204L187 203ZM3 206H4V205H3ZM40 206H41V205H40ZM54 206H55V205H54ZM163 206H164V205H163ZM26 207H27V205H26ZM76 207H77V206H76ZM83 207H85V206H83ZM185 207L188 208V206H185ZM3 208H4V207H3ZM81 208H82V207H81ZM89 208H90V207H89ZM89 208H87V210H88ZM183 208H184V207H183ZM186 208H184V209H186ZM24 209H25V208L23 207V210H24ZM33 209H34V208H33ZM58 209H62V208L60 207V208H58ZM58 209H57V210H58ZM63 209H64V208H63ZM67 209H68V208H67ZM77 209H78V208H77ZM114 209H115V208H114ZM65 210H66V208H65ZM69 210H70V209H68L67 211H69ZM72 210H74V209H72ZM72 210H71V211H72ZM4 211H5V210H4ZM17 211H18V210H17ZM40 211H41V210H40ZM74 211H75V210H74ZM76 211H77V210H76ZM82 211H84V210H82ZM181 211H182V210H181ZM181 211H180V213H181ZM5 212H6V211H5ZM13 212H14V211H13ZM21 212H22V211H21ZM35 212H36V211H35ZM38 212H39V211H38ZM50 212H52V211H50ZM60 212H62V211H60ZM64 212H65V211H64ZM114 212L116 213L115 210H114ZM118 212H119V211H118ZM186 212H187V211H186ZM221 212H222V211H221ZM17 213H18V212H17ZM23 213H25V211H24ZM40 213H41V212H40ZM55 213H56V211H55ZM74 213H75V212H74ZM79 213H80V212H79ZM81 213H82V212H81ZM81 213H80V214H81ZM83 213H84V212H83ZM123 213H124V212H123ZM3 214H5V213H3ZM25 214H26V213H25ZM25 214H23V215L21 214V215H22V216H27V214H26V215H25ZM35 214H36V213H35ZM37 214H38V213H37ZM43 214H44V213H43ZM57 214H59V213H57ZM70 214H71V213H70ZM181 214H182V213H181ZM183 214H184V213H183ZM222 214H223V213H222ZM222 214H221V215H222ZM225 214H226V213H225ZM1 215H2V213H1ZM5 215H6V214H5ZM5 215H4V216H5ZM28 215H29V214H28ZM38 215H39V214H38ZM54 215H55V214H54ZM185 215L187 216V213H186ZM185 215H184V216H185ZM4 216H3V217H4ZM63 216H64V215H63ZM67 216H70V215H67ZM79 216H80V215H79ZM222 216H223V215H222ZM226 216H227V215H226ZM11 217H12V216H11ZM30 217H31V215H30ZM57 217H58V216H57ZM57 217H56V218H57ZM59 217H60V216H59ZM61 217H62V216H61ZM65 217H66V216H65ZM65 217L62 218V219H65ZM71 217H72V216H71ZM17 218L19 219L20 217H17ZM26 218H27V217H26ZM28 218H29V217H28ZM34 218H36V217H34ZM43 218H44V217H43ZM43 218H42V219H43ZM48 218H50V217H48ZM56 218H55V219H56ZM226 218H227V217H226ZM228 218H229V216H228ZM0 219H1V218H0ZM14 219H15V218H14ZM51 219H53V215H52ZM62 219H61V220H62ZM67 219H68V218H67ZM72 219H73V218H72ZM72 219H71V220H72ZM20 220H21V219H20ZM73 220H75V219H73ZM50 221H52V220H50ZM55 221H56V220H55ZM55 221H54V222H55ZM58 221H60V219H59ZM64 221H65V220H64ZM75 221H76V220H75ZM2 222H3V221H2ZM54 222H53V224H54ZM61 222H63V221H61ZM71 222H72V221H71ZM99 222H100V221H99ZM101 222H102V221H101ZM101 222H100V223H101ZM225 222H228V220L225 221ZM3 223H4V222H3ZM57 223H59V222H57ZM87 223H88V222H87ZM87 223H86V224H87ZM89 223H90V222H89ZM92 223H94V222H92ZM92 223H91V224H92ZM64 224H65V223H64ZM64 224H63V226H65V225L67 224V222H66L65 225H64ZM68 224H69V223H68ZM204 224H205V223H204ZM206 224H208V223H206ZM88 225H89V224H88ZM95 225H96V224H95ZM202 225H203V224H202ZM229 225H230V224H229ZM56 226H59V224L56 225ZM60 226H62V225H60ZM72 226H73V225H72ZM84 226H85V225H83L82 227H84ZM92 226H93V224H92ZM227 226H228V225H227ZM73 227H75V226H73ZM85 227H86V226H85ZM217 227H218V226H217ZM221 227H222V226H220V228H221ZM4 228H7V227H4ZM67 228H68V226H67ZM67 228H66V229H67ZM22 229H23V228H22ZM27 229H28V228H27ZM53 229H54V228H53ZM53 229H52V230H53ZM55 229H56V228H55ZM61 229H62V228H61ZM61 229H59V230H61ZM68 229H69V228H68ZM71 229H72V228H71ZM82 229H83V228H82ZM87 229H88V228H87ZM217 229H218V228H217ZM0 230H1V227H0ZM2 230H3V229H2ZM13 230H14V229H13ZM15 230H16V229H15ZM15 230H14V231H15ZM23 230H24V229H23ZM28 230H29V229H28ZM59 230H58V231H59ZM69 230H70V229H69ZM72 230H74V229H72ZM90 230H91V228H90ZM224 230H225V229H224ZM7 231H10V230L8 229ZM7 231H6V233H7ZM16 231H17V230H16ZM200 231H201V230H200ZM4 232H5V231H3V233H4ZM12 232H13V231H12ZM23 232H24V231H23ZM23 232H21V233H23ZM28 232H29V231H28ZM39 232H40V231H39ZM42 232H43V231H42ZM44 232H45V231H44ZM50 232H51V231H50ZM52 232H55V231H52ZM63 232H64V230H63ZM69 232H70V231H69ZM90 232H91V231H90ZM219 232H220V231H219ZM45 233H46V232H45ZM55 233H57V231H56ZM55 233H53V235H54ZM58 233H59V232H58ZM60 233H62V231H61ZM82 233H84V232H82ZM102 233H103V232H102ZM204 233H205V232H204ZM1 234H2V233H1ZM7 234H8V235L10 234L9 236H11V233H7ZM17 234H18V233H17ZM24 234H26V233H24ZM24 234H22V235L24 236ZM46 234H48V233H46ZM80 234H81V233H80ZM91 234H92V233H90V235H91ZM99 234H100V233H99ZM207 234H209V233H207ZM210 234H211V233H210ZM217 234H218V233H217ZM217 234H216V235H217ZM3 235H5V234H3ZM12 235H13V234H12ZM18 235H21V234H18ZM35 235H36V234H35ZM35 235H34V237H35ZM37 235H40V234L38 233ZM42 235H43V233H42ZM49 235H50V234H49ZM51 235H52V234H51ZM56 235H57V234H56ZM56 235H55V236H56ZM78 235H79V234H78ZM88 235H89V234H88ZM5 236H7V235H5ZM9 236H8V238H9ZM43 236H44V235H43ZM92 236H93V235H92ZM92 236H90V237H92ZM217 236H218V235H217ZM219 236H220V235H219ZM11 237H12V236H11ZM45 237H46V236H45ZM51 237H52V236H51ZM81 237H82V236H81ZM87 237H89V236H87ZM221 237H222V236H221ZM6 238H7V237H5V240H6ZM32 238H33V237H32ZM38 238L40 239L39 236H38ZM1 239H4V237L1 238ZM1 239H0V240H1ZM16 239H17V238H16ZM30 239H31V238H30ZM30 239H29V240H30ZM36 239H37V238H36ZM42 239H43V238H41V240H42ZM44 239H46V238H44ZM79 239H80V237H79ZM87 239H88V238H87ZM87 239H85V240H87ZM94 239H95V238H94ZM13 240H14V239H13ZM19 240H20V239H19ZM47 240H49V239L47 238ZM82 240H83V239H82ZM85 240H83V242H84ZM92 240H93V239H92ZM98 240H99V239H98ZM3 241H4V240H3ZM17 241H18V239H17ZM35 241H36V240H35ZM50 241H51V240H50ZM52 241H53V242H52ZM52 241H51V242L54 244V241H55V240H53V238H52ZM60 241H62V240H60ZM63 241H64V240H63ZM95 241H97V240H95ZM7 242H8V240H7ZM19 242H20V241H19ZM19 242H17V243H19ZM31 242H32V241H31ZM31 242H30V243H31ZM33 242H34V240H33ZM47 242H48V241H47ZM71 242H72V241H70V243H71ZM87 242H90V241H87ZM93 242H94V241H93ZM3 243H4V242H3ZM35 243H36V242H35ZM40 243H41V242H40ZM42 243L45 244V241L42 242ZM64 243H66V241H65ZM5 244H6V243H5ZM11 244H12V242H11ZM14 244H15V242H14ZM19 244H20V243H19ZM19 244H18V246H19ZM26 244H27V242H26ZM71 244H72V243H71ZM76 244H78V243H76ZM79 244H80V243H79ZM90 244H91V243H90ZM92 244H94V243H92ZM0 245H3V244H0ZM8 245H9V244H8ZM88 245H89V244H88ZM13 246H14V245H12V247H13ZM25 246H26V245H25ZM60 246H61V245H60ZM60 246H59V247H60ZM80 246H81V245H80ZM30 247L32 248V246H30ZM75 247H77L76 249L79 248L78 246H75ZM75 247H74V248H75ZM4 248H6V247L4 246ZM18 248H19V247H18ZM82 248H83V247H82ZM10 249H11V246H10ZM19 249H20V248H19ZM53 249H54V248H53ZM71 249H73V247H71ZM15 250H16V249H15ZM34 250H35V247H34ZM57 250H58V249H57ZM60 250H61V249H60ZM82 251H83V250H82ZM35 252H36V250H35ZM38 252H39V251H38ZM40 252H41V251H40ZM97 252H98V251H97ZM4 253H5V252H4ZM39 254H40V253H39ZM39 254H38V255H39ZM80 254H81V253H80ZM96 254H97V253H96ZM222 254H223V253H222ZM45 255H46V253H45ZM45 255L43 254V256H44L43 258H45ZM47 255H48V253H47ZM47 255H46V256H47ZM71 255H73V254H71ZM82 255H83V254H82ZM223 255H224V254H223ZM31 256L34 257V255H31ZM40 256H41V255H40ZM49 256H50V255H49ZM68 256H69V255H68ZM227 256H228V255H226L225 257H227ZM41 257H42V256H41ZM53 257H54V255L52 256V260H53ZM76 257H77V255H76ZM54 258H55V257H54ZM60 258H61V257H60ZM77 258H78V257H77ZM79 258H80V257H79ZM4 259H6V258H4ZM10 259H11V258H10ZM36 259H37V258H36ZM36 259H35V261H36ZM50 259H51V258H50ZM70 259L74 260L75 258L73 259V257H72V258L70 257ZM81 259H82V258H81ZM81 259H80V260H81ZM23 260H24V259H23ZM40 260H41V259H40ZM67 260H68V258H67ZM72 260H71V261H72ZM10 261H11V260H10ZM12 261H13V260H12ZM231 261H232V259H231ZM41 262H42V261H41ZM43 262H44V261H43ZM53 262H54V261H53ZM68 262H69V261H68ZM1 263H2V262H1ZM3 263H4V261H3ZM12 263H13V262H12ZM30 263H31V262H30ZM46 263H47V262H46ZM221 263H222V262H221ZM223 263H224V262H223ZM5 264H6V263H5ZM24 264H25V263H24ZM26 264H29V263L26 262ZM43 264H44V263H43ZM47 264H48V263H47ZM55 264H56V263H55Z\"/></svg>","mask_w":264,"mask_h":264}]
</instances>
